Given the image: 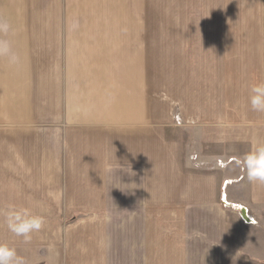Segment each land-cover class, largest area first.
Wrapping results in <instances>:
<instances>
[{"label": "crops", "instance_id": "crops-1", "mask_svg": "<svg viewBox=\"0 0 264 264\" xmlns=\"http://www.w3.org/2000/svg\"><path fill=\"white\" fill-rule=\"evenodd\" d=\"M0 20V244L25 264H264V184L239 165L264 143V0H0ZM9 206L43 217L30 240Z\"/></svg>", "mask_w": 264, "mask_h": 264}, {"label": "clouds", "instance_id": "clouds-1", "mask_svg": "<svg viewBox=\"0 0 264 264\" xmlns=\"http://www.w3.org/2000/svg\"><path fill=\"white\" fill-rule=\"evenodd\" d=\"M8 30L9 24L0 20V33H6ZM0 55L10 56L13 62L17 59L11 54L10 45L6 40H0ZM249 103L254 111L264 112V84L250 86ZM239 165L245 170L249 182L264 184V143H256L248 153L239 158ZM4 216L8 229L14 235L23 237L25 241L30 240L31 233L39 231L44 223L42 216L33 215L24 207L9 206ZM0 264L25 262L17 255L15 249L0 244Z\"/></svg>", "mask_w": 264, "mask_h": 264}, {"label": "bare ground", "instance_id": "bare-ground-1", "mask_svg": "<svg viewBox=\"0 0 264 264\" xmlns=\"http://www.w3.org/2000/svg\"><path fill=\"white\" fill-rule=\"evenodd\" d=\"M224 199V200H223ZM222 201H223V205L224 207L226 208H232L229 204H227L225 202V196H222ZM239 208L237 207L236 210H238ZM239 211L241 212V218H242V221H244L245 224H252L251 222H253L254 220H252L249 216H248V212L247 210L244 208L243 210H240ZM243 213V214H242Z\"/></svg>", "mask_w": 264, "mask_h": 264}, {"label": "rangeland", "instance_id": "rangeland-1", "mask_svg": "<svg viewBox=\"0 0 264 264\" xmlns=\"http://www.w3.org/2000/svg\"><path fill=\"white\" fill-rule=\"evenodd\" d=\"M226 201V200H225ZM233 207H235V208H237L236 206H232V209H233ZM244 208V207H243ZM228 209H230V208H228ZM248 211V216H250V218L252 219V220H254L253 221V223L252 224H249V226H258V221L257 220H255L254 219V217H252V212L249 210V208H246ZM236 210V209H235ZM236 211H239V209L238 210H236ZM239 213L241 214V212L239 211ZM240 214H239V217H240ZM240 220H241V218H240ZM242 221V220H241ZM241 224H243V225H248V224H245L243 221L241 222Z\"/></svg>", "mask_w": 264, "mask_h": 264}, {"label": "built area", "instance_id": "built-area-1", "mask_svg": "<svg viewBox=\"0 0 264 264\" xmlns=\"http://www.w3.org/2000/svg\"><path fill=\"white\" fill-rule=\"evenodd\" d=\"M224 200V199H223ZM251 223H253V222H251Z\"/></svg>", "mask_w": 264, "mask_h": 264}, {"label": "water", "instance_id": "water-1", "mask_svg": "<svg viewBox=\"0 0 264 264\" xmlns=\"http://www.w3.org/2000/svg\"><path fill=\"white\" fill-rule=\"evenodd\" d=\"M243 214V213H242Z\"/></svg>", "mask_w": 264, "mask_h": 264}]
</instances>
